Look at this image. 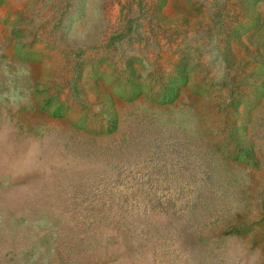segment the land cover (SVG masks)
<instances>
[{
    "label": "rangeland",
    "instance_id": "1",
    "mask_svg": "<svg viewBox=\"0 0 264 264\" xmlns=\"http://www.w3.org/2000/svg\"><path fill=\"white\" fill-rule=\"evenodd\" d=\"M0 264H264V0H0Z\"/></svg>",
    "mask_w": 264,
    "mask_h": 264
}]
</instances>
